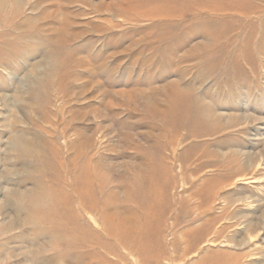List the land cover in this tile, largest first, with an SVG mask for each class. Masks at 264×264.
Returning a JSON list of instances; mask_svg holds the SVG:
<instances>
[{
	"label": "rangeland",
	"instance_id": "rangeland-1",
	"mask_svg": "<svg viewBox=\"0 0 264 264\" xmlns=\"http://www.w3.org/2000/svg\"><path fill=\"white\" fill-rule=\"evenodd\" d=\"M179 1L0 0V264H264V0ZM86 166L146 252L48 221Z\"/></svg>",
	"mask_w": 264,
	"mask_h": 264
},
{
	"label": "bare ground",
	"instance_id": "bare-ground-1",
	"mask_svg": "<svg viewBox=\"0 0 264 264\" xmlns=\"http://www.w3.org/2000/svg\"><path fill=\"white\" fill-rule=\"evenodd\" d=\"M204 1V0H203ZM179 0H145V4H147L148 6H151V4H158L161 6V9L159 10L160 14H164V13H168L167 15H176L179 12L182 11V8L179 7H175L173 9H168L166 7H163L164 3H171V4H177L179 3ZM188 2V0H182L181 3L182 5H184L183 7H187V6H192L193 4H186ZM204 2H209V0H205ZM197 3L198 6H202L203 4L206 3ZM226 2H218L215 4V8L217 10L224 8L226 5ZM180 5V4H179ZM176 6V5H175ZM178 6V5H177ZM150 10V9H149ZM148 10V11H149ZM151 12V10L149 11ZM152 14V13H151ZM150 14V16H152ZM181 94L178 93L177 95H175L174 97H172V101H173V106L171 107V112H173V108L175 107V105H178V101H181ZM179 97V98H178ZM91 163V162H90ZM87 167L86 166L84 169V173L82 172L79 176V178L77 179L75 185H74V195H68L65 193H54L52 196V200H51V204H52V208H54L57 211V215L59 212H61L62 214L56 218H49L48 221L49 222H56L59 221L61 224L64 221H67L69 223H73L75 225V228L71 231V233L66 234L63 233V236L66 238H72L73 241H71L69 243V245H74L76 247H86L88 245H90L91 243H93L94 240H96V236L94 234H96L92 229L89 228V226L85 223H83L81 220L82 215H85L87 217H89L90 220H92V222L95 225H99V221H101L102 223H104L107 228H105V232L106 235L108 236H112L113 238H115L118 241H122V242H127L130 245L136 247L138 250L142 251V252H146L143 248V245H146L148 243H150V239H147L150 235H158L161 232H163L161 230L160 227L154 228V229H148L146 233L143 234V231L139 230L140 232L138 233L139 235H134L133 230H116L113 227L112 224V220H111V216L108 214L103 213L101 218H97L94 215V211H96L98 209V202H97V197H96V193L94 191V185L96 184V178L94 176V174H86L88 173L87 171ZM163 172L164 174H168V170L167 168H157L155 166L150 167L149 168V173L153 176H156L157 174ZM68 185V184H67ZM128 187V186H127ZM151 187V185H150ZM12 191V190H11ZM25 193V192H24ZM139 195V194H138ZM132 196V194H131ZM137 196V195H136ZM53 201V202H52ZM50 204V205H51ZM138 204V203H137ZM168 206V205H167ZM164 208V207H163ZM166 208V207H165ZM108 212V211H107ZM143 212V211H142ZM122 213V212H121ZM146 213V212H145ZM124 214V213H123ZM122 214V215H123ZM126 214V213H125ZM143 214V213H142ZM48 216L45 214H41V212H39L38 210L35 212V215L31 216V218L29 219V221H31L32 223H39L40 221H45V218H47ZM113 217V216H112ZM27 218V217H26ZM25 218V219H26ZM128 218L127 216L123 215L121 217V223L124 226V221L125 219ZM23 219V220H25ZM143 219V218H142ZM124 220V221H123ZM120 221V219H119ZM27 222V221H26ZM28 223V222H27ZM11 224H13L11 222ZM48 224V223H47ZM53 224V223H52ZM43 225V224H42ZM51 225V224H50ZM158 225V224H157ZM145 229V228H144ZM210 229V228H208ZM191 230V229H190ZM84 231V235H82L81 232ZM145 232V231H144ZM131 234V235H130ZM146 234H147V238H146ZM202 232H200V230L198 231H193L191 233H182V238H187L186 240L189 239H194L195 241H199L200 239H202ZM132 236V237H131ZM164 239L161 238V241L163 242ZM155 242L157 243L158 246H162L164 247V249H158V251H154V253L152 254L154 258H156L157 261H159V259L162 258V253L161 251H165V246L164 244L162 245V243L159 242V239H157V241L155 240ZM154 242V243H155ZM117 243V241H116ZM176 243V242H175ZM174 243V244H175ZM177 244V243H176ZM118 245V244H117ZM191 246V243L188 244V247H186L184 249V252L188 251V248ZM113 247V246H112ZM116 247V246H115ZM124 248V247H123ZM147 248V247H146ZM121 250V249H120ZM113 253V252H112ZM122 253V252H121ZM176 254V253H175ZM174 255V254H173ZM172 255V256H173ZM110 256V255H109ZM164 256V253H163ZM144 257H145V253H144ZM184 259V258H183ZM132 260V259H131ZM134 260V259H133ZM171 262H174V259L171 258L170 260ZM178 261V260H177ZM176 261V262H177ZM131 262V261H130ZM126 263V262H125ZM124 264V263H123ZM132 264V263H131ZM173 264V263H172Z\"/></svg>",
	"mask_w": 264,
	"mask_h": 264
}]
</instances>
